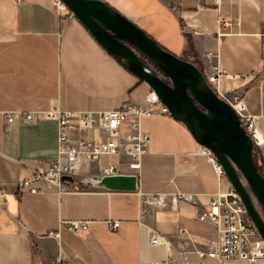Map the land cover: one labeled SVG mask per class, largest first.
I'll list each match as a JSON object with an SVG mask.
<instances>
[{"label": "crops", "instance_id": "obj_1", "mask_svg": "<svg viewBox=\"0 0 264 264\" xmlns=\"http://www.w3.org/2000/svg\"><path fill=\"white\" fill-rule=\"evenodd\" d=\"M105 1L200 69L205 52L217 49L226 71L219 77L218 94H239L264 137V0H221L218 7L214 0ZM51 2L0 0V183L7 190L0 203V264H47L60 248L67 255L62 264L162 260L167 251L163 245L149 244V227L169 238V254L175 259L176 246L183 240L179 225L189 229V264H198L192 249H203L215 235L213 223L197 219L198 206L208 208L211 195L226 191L230 183L217 175L203 145L170 113L141 119L151 140L138 167L126 154H103L83 161L62 192L43 182H35L42 191H17L16 181L30 168L46 169L56 156L57 121L41 118L26 124L15 118L7 129L6 113L46 109L52 103L61 109H110L125 101L142 102L150 88L77 18L58 17ZM218 13L232 21L222 38L216 36ZM128 127L125 121L121 128ZM69 134L91 138L94 131L71 129ZM261 160L264 163V157ZM109 164L117 173H135L137 189L112 190L86 181L103 174ZM176 191L196 193L199 205L179 200L174 207L150 208L142 216V192ZM67 219L89 222L73 233L60 225ZM115 219L120 224L112 229L109 221ZM58 227L59 241L47 235ZM203 260L217 264L207 255ZM235 260L247 261L231 259L225 264Z\"/></svg>", "mask_w": 264, "mask_h": 264}, {"label": "built area", "instance_id": "obj_2", "mask_svg": "<svg viewBox=\"0 0 264 264\" xmlns=\"http://www.w3.org/2000/svg\"><path fill=\"white\" fill-rule=\"evenodd\" d=\"M221 0H214L218 7ZM52 9L63 19L76 18L74 12L63 0H52ZM216 36L222 38L228 34L232 21L221 13L217 14ZM201 71L207 82L218 93L219 77L226 74L219 62V51L208 50L205 52ZM220 95V94H219ZM236 111L241 125L245 128L253 140L254 149L264 157V137L257 124L256 117L246 109L242 97L237 93L220 95ZM169 113L168 107L160 100L157 93L150 87L142 102L125 101L119 107L102 110L61 109L56 103H52L46 109L11 111L4 115V127L15 118H21L23 123L33 124L41 118L55 119L57 121V154L50 162L48 168L36 166L30 168V173L16 181L17 191H29L31 193L42 191L35 182H43L55 187L59 192L65 190L66 180L64 174L75 175L83 161L98 160L103 154H126L132 159V166L138 167L141 155L147 151L150 144V135L141 128V119L158 114ZM128 122V130H122V124ZM92 129L93 137L78 136L72 138L69 130ZM205 153L212 162L219 177L226 176L221 164L217 161L213 152L203 146ZM75 167V170L72 168ZM103 174L117 173L113 164L102 169ZM264 174V166H263ZM6 186L0 183V203L5 201ZM179 200L188 201L199 205L196 193L176 191L172 193L145 192L141 193L142 216L146 215L150 208H163L176 206ZM197 219L209 221L215 227V235L208 239L203 249L194 247L192 250L198 256V264L204 263V256L215 258L217 264H225L231 259H245L257 263L264 260V239L252 222L242 202L239 193L230 184L226 191H218L211 195L209 207H199ZM86 219H67L60 222L71 232L78 233L80 229L88 226ZM111 228L116 229L120 220L109 221ZM59 225V226H60ZM150 245H163L167 251L164 259L157 261H141L140 264H189L187 244L190 243L189 229L179 225L178 234L183 237L176 246L177 258H173L169 252L173 245L169 238L149 227ZM48 236L59 241V227L50 230ZM67 255L58 250L55 257L47 264H62Z\"/></svg>", "mask_w": 264, "mask_h": 264}, {"label": "water", "instance_id": "obj_3", "mask_svg": "<svg viewBox=\"0 0 264 264\" xmlns=\"http://www.w3.org/2000/svg\"><path fill=\"white\" fill-rule=\"evenodd\" d=\"M63 1L109 53L157 93L170 115L213 152L264 239V174L258 169L253 140L234 108L194 62L164 48L105 0ZM62 179L74 180L71 174ZM86 181L112 190L138 187L135 173L93 174Z\"/></svg>", "mask_w": 264, "mask_h": 264}, {"label": "rangeland", "instance_id": "obj_4", "mask_svg": "<svg viewBox=\"0 0 264 264\" xmlns=\"http://www.w3.org/2000/svg\"><path fill=\"white\" fill-rule=\"evenodd\" d=\"M259 153L257 152V150L256 149H254V156H255V158H257V157H259L260 156V154L258 155ZM261 159H262V157H261ZM263 165H264V163H262V160H261V165H260V169H261V171L263 172ZM242 180L244 181V183H246V181H245V179L243 178V176H242ZM234 264H250L249 262H247V261H236L235 260V262H234ZM257 264H264V260H261V261H258V263Z\"/></svg>", "mask_w": 264, "mask_h": 264}, {"label": "trees", "instance_id": "obj_5", "mask_svg": "<svg viewBox=\"0 0 264 264\" xmlns=\"http://www.w3.org/2000/svg\"><path fill=\"white\" fill-rule=\"evenodd\" d=\"M258 155H259V154H258ZM256 160H257V164H258V169H259L260 172L263 174V172H262L261 169H260V165H261V156L257 157Z\"/></svg>", "mask_w": 264, "mask_h": 264}]
</instances>
